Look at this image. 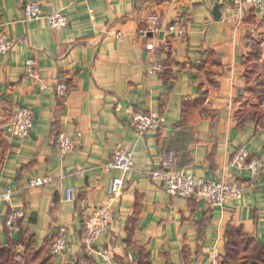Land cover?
I'll use <instances>...</instances> for the list:
<instances>
[{"label":"crops","instance_id":"crops-1","mask_svg":"<svg viewBox=\"0 0 264 264\" xmlns=\"http://www.w3.org/2000/svg\"><path fill=\"white\" fill-rule=\"evenodd\" d=\"M32 1L46 13H65L68 26L26 21ZM174 24L183 36L169 32ZM0 30L13 43L0 57V193L12 192L11 203H0V246L23 249L32 241L41 250L65 229L67 249L55 264H107L98 254L105 249L113 264H140L143 255L150 264H221L229 228L264 243V169L253 177L232 165L240 150L264 163V127L238 119L254 104L245 61L253 46H264V0L259 8L246 5L241 17L233 0H0ZM28 60L37 78L27 75ZM157 62L166 71L150 75ZM60 83L70 91L62 102ZM19 108L33 114L27 139L6 129ZM137 112L162 114L163 128L140 135L131 126ZM59 133L75 140L66 157ZM119 149L132 152L134 171L110 204L111 182L122 174L107 164ZM169 153L195 178L238 186L242 200L211 207L170 196L145 177ZM46 176L51 185L29 188ZM102 207L110 210L109 225L90 251L84 224ZM12 210L24 213L17 230L6 226Z\"/></svg>","mask_w":264,"mask_h":264},{"label":"built area","instance_id":"built-area-1","mask_svg":"<svg viewBox=\"0 0 264 264\" xmlns=\"http://www.w3.org/2000/svg\"><path fill=\"white\" fill-rule=\"evenodd\" d=\"M93 1V0H85ZM262 0H233V11L235 17H241L244 13L246 5L253 8H259ZM24 18L26 21H42L46 20L52 29H63L69 24L67 15L63 12L46 13L37 2H29L24 8ZM155 30L160 25V20L157 16H152L148 19ZM232 19L229 18V22ZM179 25L174 24L169 28V32L178 37L185 34L184 29L179 28ZM13 49V43L8 39V36L0 30V57L9 54ZM27 75L37 78V64L34 60H28L26 64ZM164 66L162 63H155L149 70L150 75H159L163 72ZM58 96L66 100L68 97V89L65 84L58 85ZM164 117L157 112L144 113L137 112L133 115L131 126L140 135H144L148 131L158 132L163 128ZM7 131L18 138L27 139L33 131V114L29 109L19 108L14 114L13 119L6 127ZM57 143L59 153L62 157H66L75 147V140L64 134L57 135ZM175 156L173 153L167 154L162 168L145 173V177L158 182L165 188L166 192L172 197L178 198H196L208 203L211 207H223L229 201H240L243 198V191L236 185H232L226 181H207L198 179L189 174L187 171L179 170L175 166ZM232 165L237 169H247L253 177H258L264 169V163L259 159H252L245 151H238L233 155ZM108 170L119 171L122 176L113 179L110 186V204L118 201L125 189V177L134 171V158L132 152L119 149L114 152L110 162L107 164ZM54 179L50 176L36 177L29 181V188H42L51 185ZM73 190L66 191V200L72 201ZM12 192L0 193V203H11ZM23 211L12 210L6 220V226L12 230H17L19 222L23 219ZM110 210L109 208H97L93 214L86 220L84 224V242L86 247L91 251L94 250L95 244L98 241L101 233L109 225ZM67 249L66 230L59 231L52 247V255L60 257ZM99 256L107 264H113V258L109 250L98 251Z\"/></svg>","mask_w":264,"mask_h":264},{"label":"trees","instance_id":"trees-1","mask_svg":"<svg viewBox=\"0 0 264 264\" xmlns=\"http://www.w3.org/2000/svg\"><path fill=\"white\" fill-rule=\"evenodd\" d=\"M264 54V46L255 45L252 52L245 61L246 79L249 87L247 91L251 94L253 105H246L238 114L239 125L247 122H254L257 126L264 127V62H260ZM164 66L163 74L167 67ZM258 78L259 87H252L254 79ZM67 87V86H66ZM258 88V89H257ZM68 94H69V88ZM59 100L65 101L61 97ZM62 104V103H61ZM185 105L183 110V120L189 117ZM226 251L221 264H264V243L258 242L255 238L245 234L242 229L229 228L226 233ZM54 237L47 243L46 247L37 250L32 241L22 243L20 249L18 245H9L4 248L0 246V264H55L52 255V247L55 242ZM140 264H150L148 255H143Z\"/></svg>","mask_w":264,"mask_h":264}]
</instances>
